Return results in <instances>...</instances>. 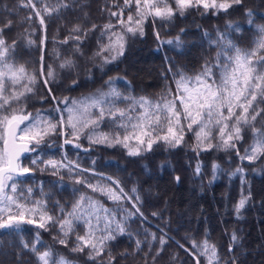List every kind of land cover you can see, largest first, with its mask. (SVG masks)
Wrapping results in <instances>:
<instances>
[{
	"label": "trees",
	"instance_id": "1",
	"mask_svg": "<svg viewBox=\"0 0 264 264\" xmlns=\"http://www.w3.org/2000/svg\"><path fill=\"white\" fill-rule=\"evenodd\" d=\"M168 2L175 7L172 0ZM60 3H67L70 7L51 15L45 12V7L53 8ZM26 4L30 6L25 7ZM247 10H251V17ZM121 11L122 18L127 20L129 14H135V5L131 9L125 8L124 0H0L3 38L8 45L16 41L10 62L24 65L33 72L40 68L43 55L45 72L50 65L56 74L55 81L47 87L52 89L51 96L57 99L51 98L42 78L38 77L34 92L22 104L25 114L30 112L35 116L39 111L41 116L56 123L61 115L55 111L59 101L69 98L68 106L71 107L72 100L98 97L113 87L124 97L136 99L147 97L155 101L167 95L168 89H172L174 95L176 73L195 75L206 62L215 63L217 53L222 49L210 41L216 40L218 33H226L227 38L244 51L256 49L257 42L264 38V34L258 32V26H264V0H242V5H234L227 11H205L201 6L187 10L184 16L177 14L170 21L154 20L149 16L144 22L145 35L127 34L124 54L105 64L102 56L94 55L99 50L98 41L108 42L107 35L101 40V30L105 24L112 23L116 26L113 31H123L118 23L121 17L111 15ZM41 17L43 25L40 24ZM229 23L234 28L238 26V30L229 28ZM77 25L84 30L97 26L80 44L82 55L75 51L77 44L73 40L61 43L70 36L82 34L72 32ZM181 29H184L183 33ZM156 32L160 34V41L154 34ZM177 36L182 41L180 47L162 43L168 39L175 40ZM29 40L34 43L29 44ZM229 54L234 55V52L229 51ZM261 57H264V50L257 51L253 59ZM65 59L74 62L71 68L59 67ZM220 59L223 61L224 57ZM110 77L119 79L108 84ZM73 81L77 84L73 85ZM114 103L115 107L125 109L131 101ZM104 107L107 110L112 105L105 104ZM258 107L264 109V104ZM90 111L95 119L98 109ZM63 115L67 117L66 112ZM116 124L106 117L94 130L84 129L78 140L65 127L46 136L35 152H27L21 157L22 165L32 171L20 177L19 183L25 195L27 188L32 189L30 199L46 201L49 214L54 216L61 215V207L65 215L71 211L81 194L92 197L104 208L114 210L116 220L125 215L121 209L134 211V203L143 215L136 214L127 220L123 234L115 232L113 223L111 227L116 238L107 241L105 251L94 260L89 259L90 249L72 251L76 246L75 237L85 233L84 226L77 227L75 233L66 238L67 246L58 243V239L65 238L60 234L59 226L50 227L47 231L29 224L22 225L20 232L0 229V264H39L36 255L30 251L31 245L36 243L37 231L43 242L36 244L39 251L50 249L52 260L63 256L71 264H197V260L199 264H208L207 258L200 256L192 247L193 241L201 244L205 239L216 246L220 264H264V155L254 161L241 158L253 145L252 128L242 130V139L236 143L238 152L222 148L198 152L194 150L193 132H186L184 143L179 147L160 143L154 145L153 151L139 156H129L121 145L109 147L89 141V135L116 132L123 135V130ZM253 127L264 130V114L257 117ZM66 139L73 143L65 144ZM212 142L218 141L214 139ZM75 144L81 147L77 148ZM37 158L33 165L31 161ZM48 160L65 164L71 161L79 168L70 172L67 168L53 169L40 162ZM198 164L199 174L196 172ZM213 165L217 167L214 169ZM238 168L243 171H237ZM106 177L118 180L132 200L125 199L118 207L106 195L75 183L83 178L93 185L99 183L115 188L116 185ZM176 177L180 178L179 181ZM133 187L137 193L131 191ZM137 194L139 201L135 200ZM244 197L248 199L237 213L236 206ZM88 211L85 208L77 215ZM99 215L103 218L104 213ZM78 223L82 225V221ZM92 223L96 224L94 217ZM100 227H104L103 219ZM152 234L157 239L153 240ZM233 234L237 237L235 241ZM96 235L100 236L101 232L97 231ZM161 237L167 241L163 246L159 243ZM137 240L141 241L139 248ZM25 243L29 248L23 246Z\"/></svg>",
	"mask_w": 264,
	"mask_h": 264
},
{
	"label": "snow or ice",
	"instance_id": "2",
	"mask_svg": "<svg viewBox=\"0 0 264 264\" xmlns=\"http://www.w3.org/2000/svg\"><path fill=\"white\" fill-rule=\"evenodd\" d=\"M172 2L175 7L168 0H124L125 8L131 9V6L135 5V14H129L127 20H124L122 11L112 12V16L121 17L118 23L123 31L115 32L113 31L115 25L105 24L101 30V40L107 35L108 42L98 41L99 50L94 55L102 56L105 64L115 61L124 54L127 34L141 37L145 35L144 22L149 16L154 20L159 18L170 21L177 14L184 16L186 11L192 8L199 9L202 6L205 11L209 9L227 11L234 5H242V0H224L220 3L217 0H172ZM31 6L34 7V5ZM68 7H70L69 4L60 3L53 8L45 7L44 10L51 15L53 12L59 13L61 9ZM247 15L251 17V10H247ZM248 23H252L251 19ZM40 24H44L43 17L40 19ZM96 27L92 25L91 29L84 30L77 25L72 32L82 34L70 36L61 43L67 44L69 39L73 40L77 44L75 51L82 55L80 44ZM228 27L234 28V25L229 23ZM234 30H238V26ZM180 31L183 33L184 29ZM258 32L264 34V26H258ZM154 34L160 41L159 32ZM210 42L222 49L217 53L215 63L206 62L202 70L195 75L176 73L178 78L174 81L176 85L174 95L172 89H168L167 95L155 101L147 97L136 99L124 97L113 87L98 97H85L82 101L72 100L71 107L68 106L69 98H64L57 103L55 108V111L61 114L60 120L53 123L51 118L41 116L39 111L35 116L30 112L25 114V107L22 104L27 101L29 94L34 92L38 77L42 78V83L51 96L52 89L47 86L55 81L54 70L49 65L45 72L43 55H41L40 68L33 72H29L24 65L10 62L16 41L8 45L3 38V29H0V141L3 142V148L0 149V229L20 232L22 225L29 224L35 225L38 230L47 231L50 227L59 226L60 234L65 238L58 239V243L67 246L66 238L75 233L77 227L84 226L85 233L75 237L76 246L72 251L83 252L85 248L90 249L89 259L94 260L105 251L106 242L116 238L111 227L113 223L116 225L115 232L123 234L126 231L125 222L127 220L136 214L143 215L134 203V211L121 209L125 215L121 217V220H116L114 210L104 208L92 197L81 194L71 211L65 215L61 207V215L54 216L49 214L46 201L30 199L31 188L26 189L27 195H25L19 178L29 174L32 169L22 165V155L26 152H35L46 136L57 133L61 127L70 129L74 139L78 140L84 129L94 130L106 117L110 118L113 124L120 121L116 126L123 130V135L119 132L101 133L97 136L89 135L88 139L91 143L106 144L109 147L121 145L127 149L129 156H139L144 152L153 151L154 145L160 143L173 148L179 147L184 143L186 132L194 133L196 141L194 150L198 152L209 151L213 148L236 149V143L242 139V130L250 127L253 129L254 142L250 149L245 150L246 155L241 158L254 161L260 155H264V130L253 127L257 117L264 114V109L258 107L264 104V57L253 59L257 51L264 50V38L257 42V48L252 51H244L236 47L227 38L226 33H218L217 39ZM32 43L34 41L29 40V44ZM162 43L175 44L176 47H180L182 41L177 36L175 40L168 39ZM229 51L234 52V55H230ZM105 53L110 55H104ZM221 56L224 57L223 61L220 59ZM73 64L71 59H65L59 67L71 68ZM114 79L119 78L110 77L106 83L112 84ZM72 83L76 85L77 81ZM51 98L54 101L57 99L55 96ZM119 100H128L131 104L125 109L115 107L114 102ZM61 104L64 105L63 108L60 107ZM105 104H111L112 107L106 110ZM91 109H98L95 119L92 118ZM64 112L67 113L66 118L63 115ZM21 125L24 127L21 128ZM214 139L218 141L215 144L212 142ZM64 143L71 144L73 141L66 139ZM30 144L32 147H29ZM75 147L81 146L75 144ZM236 151L238 152V149ZM38 159H33L31 163L35 165ZM40 162L53 169L67 168L70 172H75L79 168L78 164L71 161L68 164L56 160ZM216 167L213 165L214 169ZM237 171H243V169L238 168ZM196 172L197 174L200 172L199 164ZM105 179L115 184L116 187L99 183L93 185L83 178L77 179L75 183L84 184L93 192L106 195L118 207L121 201L132 200V197L120 187L118 180L114 181L112 177ZM176 179L179 181L180 178L176 177ZM131 191L137 193L135 187ZM247 199L248 197H244L239 201L236 206L237 213L244 207ZM135 200H140L138 194ZM85 208L89 210L86 214L77 215L78 211ZM101 212L104 213L103 218L99 215ZM93 217L96 219L95 225L92 223ZM101 219L104 220L103 228L100 227ZM81 221L82 225L78 223ZM97 231L101 232L100 236L96 235ZM152 239H157L155 234H152ZM232 239L234 241L237 239L235 234ZM42 243L39 231H37L36 243L31 245L30 251L36 255L39 264H71L63 256L52 260L53 253L50 249L39 251L36 244ZM159 243L163 246L167 241L161 237ZM136 244L139 248L141 241L137 240ZM23 246L29 248L27 243ZM192 247L199 252L200 256L207 258L208 264H220L216 246L209 244L206 239L201 244L193 241ZM231 250L230 246L229 251Z\"/></svg>",
	"mask_w": 264,
	"mask_h": 264
},
{
	"label": "water",
	"instance_id": "3",
	"mask_svg": "<svg viewBox=\"0 0 264 264\" xmlns=\"http://www.w3.org/2000/svg\"><path fill=\"white\" fill-rule=\"evenodd\" d=\"M2 145H3V142H2ZM27 153V152H26ZM26 153H24L22 156H24Z\"/></svg>",
	"mask_w": 264,
	"mask_h": 264
}]
</instances>
